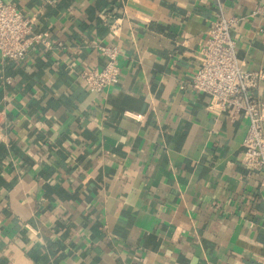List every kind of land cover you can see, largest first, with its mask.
<instances>
[{
	"label": "crops",
	"instance_id": "0c3cea01",
	"mask_svg": "<svg viewBox=\"0 0 264 264\" xmlns=\"http://www.w3.org/2000/svg\"><path fill=\"white\" fill-rule=\"evenodd\" d=\"M34 21L0 57V264H260L264 173L248 121L189 84L220 12L242 70L264 74V0H1ZM119 82L91 93L97 46ZM253 95L264 127V78Z\"/></svg>",
	"mask_w": 264,
	"mask_h": 264
},
{
	"label": "built area",
	"instance_id": "2783aa9c",
	"mask_svg": "<svg viewBox=\"0 0 264 264\" xmlns=\"http://www.w3.org/2000/svg\"><path fill=\"white\" fill-rule=\"evenodd\" d=\"M211 1L220 6V0ZM252 16L260 17L264 23V3L253 11ZM242 19L227 17L220 12L209 28L189 87L196 93L209 96L222 109L242 114L248 121V128L243 138L241 162L252 171L264 173L263 119L259 102L253 95L264 74L244 71L239 65L232 31ZM33 25L34 21L14 5L0 0L1 59L21 62L33 44L43 41L40 35L33 34ZM97 49L104 59L103 67L83 71L80 75L94 94L116 85L120 78L118 45L101 44Z\"/></svg>",
	"mask_w": 264,
	"mask_h": 264
}]
</instances>
